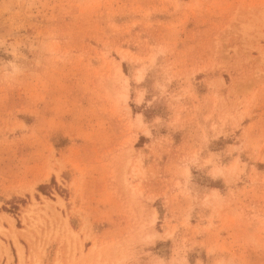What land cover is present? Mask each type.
<instances>
[{
  "label": "rangeland",
  "instance_id": "obj_1",
  "mask_svg": "<svg viewBox=\"0 0 264 264\" xmlns=\"http://www.w3.org/2000/svg\"><path fill=\"white\" fill-rule=\"evenodd\" d=\"M0 264H264V0H0Z\"/></svg>",
  "mask_w": 264,
  "mask_h": 264
},
{
  "label": "bare ground",
  "instance_id": "obj_2",
  "mask_svg": "<svg viewBox=\"0 0 264 264\" xmlns=\"http://www.w3.org/2000/svg\"><path fill=\"white\" fill-rule=\"evenodd\" d=\"M15 244L17 245V242L14 240Z\"/></svg>",
  "mask_w": 264,
  "mask_h": 264
}]
</instances>
